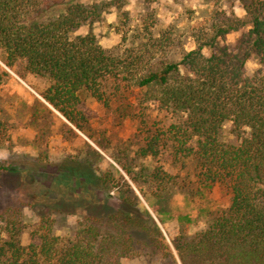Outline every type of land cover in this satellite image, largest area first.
<instances>
[{"label": "trees", "instance_id": "obj_1", "mask_svg": "<svg viewBox=\"0 0 264 264\" xmlns=\"http://www.w3.org/2000/svg\"><path fill=\"white\" fill-rule=\"evenodd\" d=\"M125 1L108 5L121 10ZM244 5L243 18L216 16L191 29L189 47L151 13L135 20L123 10L121 41L107 48L91 31L78 33L104 5L0 0L1 60L46 79L42 97L71 124L85 127L87 98L107 109L117 104L138 121L142 145L133 158L116 160L143 197L195 198L216 184L230 192L229 205L204 228H181L168 240L125 176L101 170L96 180L117 188L118 206L92 202L95 211L77 221L74 235L56 234L53 213L27 224L17 206L0 211V264H121L143 250L164 264H264V0ZM240 31L233 46L226 42ZM252 56L261 67L247 75ZM227 124L236 142L224 139ZM9 137L0 121V148ZM10 170L0 161V173Z\"/></svg>", "mask_w": 264, "mask_h": 264}, {"label": "rangeland", "instance_id": "obj_2", "mask_svg": "<svg viewBox=\"0 0 264 264\" xmlns=\"http://www.w3.org/2000/svg\"><path fill=\"white\" fill-rule=\"evenodd\" d=\"M88 1L104 5L101 18L78 33L91 31L104 47L111 48L121 41L116 25L123 10L135 20L151 13L164 28L174 27L189 47L191 29L216 16L243 18L244 4L249 0H126L121 10L109 6L111 0ZM242 32L228 34L226 42L233 46ZM260 67L258 58L252 56L245 65V73L253 75ZM46 84V79L25 72L21 66L10 68L0 58V121L6 123L10 134L0 148V161L11 168L0 173V211L17 206L27 224H35L42 214L53 213L56 234L74 235L77 221L95 211L92 202L118 206L117 188H105L96 180L100 171L107 169L119 171L133 185L141 205L155 217L168 240L181 228L188 233L201 230L229 205L230 192L220 184L195 198L182 192L162 199L143 197L116 160L133 158L142 145L144 134L138 121L123 117L117 104L107 109L87 98L80 104L87 123L79 129L42 97ZM149 114L152 119L157 116L153 110ZM229 129L227 124L224 139L236 142ZM53 202L62 203V209L55 210ZM30 240L28 227L22 234V242L28 244ZM174 253L180 261L175 249ZM121 264H164V261L143 250L122 258Z\"/></svg>", "mask_w": 264, "mask_h": 264}]
</instances>
